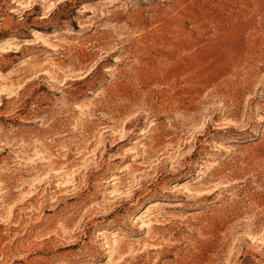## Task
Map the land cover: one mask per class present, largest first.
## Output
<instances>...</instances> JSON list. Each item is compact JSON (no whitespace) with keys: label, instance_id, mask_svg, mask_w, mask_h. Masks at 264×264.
<instances>
[{"label":"rangeland","instance_id":"obj_1","mask_svg":"<svg viewBox=\"0 0 264 264\" xmlns=\"http://www.w3.org/2000/svg\"><path fill=\"white\" fill-rule=\"evenodd\" d=\"M0 264H264V0H0Z\"/></svg>","mask_w":264,"mask_h":264}]
</instances>
